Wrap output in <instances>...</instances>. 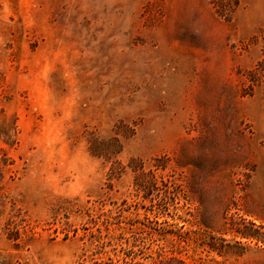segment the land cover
Returning <instances> with one entry per match:
<instances>
[{
  "label": "rangeland",
  "instance_id": "rangeland-1",
  "mask_svg": "<svg viewBox=\"0 0 264 264\" xmlns=\"http://www.w3.org/2000/svg\"><path fill=\"white\" fill-rule=\"evenodd\" d=\"M0 264H264V0H0Z\"/></svg>",
  "mask_w": 264,
  "mask_h": 264
}]
</instances>
